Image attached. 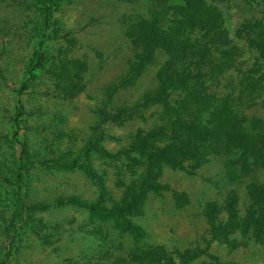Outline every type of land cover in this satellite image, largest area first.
<instances>
[{"label":"trees","instance_id":"trees-1","mask_svg":"<svg viewBox=\"0 0 264 264\" xmlns=\"http://www.w3.org/2000/svg\"><path fill=\"white\" fill-rule=\"evenodd\" d=\"M150 1L151 17L141 18L126 31L132 53L118 93L145 77H150L149 84L136 104L125 102L116 113L107 111L104 119L121 128L137 119L147 120L143 112L152 110L149 129L137 127L131 145L121 151L120 156L131 164L133 171L128 173L133 180L120 201L109 207L78 196L59 197L55 204L70 199L72 205L92 215L116 219L121 234L143 243L149 232L136 219L146 216L151 198L171 191L176 207L192 205V194L172 191L170 183L163 182L167 168L200 176L217 191L216 197H207L200 205L205 246L197 242L194 247L170 251L163 244L147 245L130 254L131 264L216 260V244L226 245L231 253L254 245L264 247V180L258 178L264 171V0ZM64 2L36 1L40 24L18 95L27 92L49 66L56 67L58 58L61 65H67L68 60L73 66L79 64L68 59L62 49L56 57L51 49V43L61 39L57 14ZM74 71L68 65L54 70L58 90L73 80L81 85L75 77L83 78ZM21 108L25 111L22 104ZM23 115L18 112L14 119L17 139ZM103 140L102 132L79 158L50 159L41 164L59 171L83 167L89 171L85 164L93 151L100 152L98 145ZM21 144L23 151L9 184L15 199L14 224L24 230L31 224H44L46 217L39 214L47 215L53 206L28 200L31 190L24 183L28 147ZM214 162L221 166L217 173L208 170Z\"/></svg>","mask_w":264,"mask_h":264},{"label":"rangeland","instance_id":"rangeland-1","mask_svg":"<svg viewBox=\"0 0 264 264\" xmlns=\"http://www.w3.org/2000/svg\"><path fill=\"white\" fill-rule=\"evenodd\" d=\"M36 1L0 0V263L131 264L130 254L147 245L163 244L170 251L194 247L197 242L205 246L200 205L203 199L216 197L217 191L200 176L164 169L163 182H169L172 191L192 194V205L176 207L171 191L151 198L146 216L136 219L149 232L143 243L121 234L116 219L92 215L72 205L70 199V203L55 204L59 197L78 196L109 207L120 201L133 180L128 173L133 171L131 164L120 156L121 151L129 148L137 127L149 129L152 110L143 112L147 120L137 119L121 128L104 119L107 111L114 114L125 102L136 104L149 84L150 77H145L118 93L132 53L126 31L141 18L151 17L152 4L150 0H65L57 14L61 39L51 43V49L55 57L62 49L68 59L79 63L73 66L66 60L83 78L75 77L81 85L73 80L58 90L53 72L67 66L58 58L56 67L49 66L27 92L18 95L40 24ZM22 111L17 139L14 119ZM102 132L100 152L93 151L85 164L89 171L84 167L59 171L41 164L81 157ZM21 143L28 147L24 172V183L31 190L28 200L53 206L45 216L38 213L46 217L44 224H31L24 230L14 224L15 199L10 186L23 151ZM220 169L215 162L208 168L216 173ZM258 178L264 180V171ZM213 253L216 260L201 259L195 264H264V247L259 245L231 253L226 245L216 244Z\"/></svg>","mask_w":264,"mask_h":264}]
</instances>
